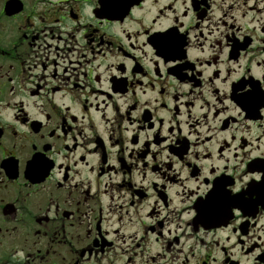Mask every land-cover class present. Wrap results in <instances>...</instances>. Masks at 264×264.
<instances>
[{"label":"flooded vegetation","instance_id":"flooded-vegetation-1","mask_svg":"<svg viewBox=\"0 0 264 264\" xmlns=\"http://www.w3.org/2000/svg\"><path fill=\"white\" fill-rule=\"evenodd\" d=\"M0 264H264V0H0Z\"/></svg>","mask_w":264,"mask_h":264}]
</instances>
